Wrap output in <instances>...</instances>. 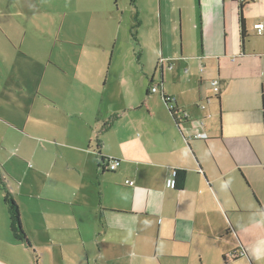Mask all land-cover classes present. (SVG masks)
I'll use <instances>...</instances> for the list:
<instances>
[{
  "label": "crops",
  "instance_id": "crops-1",
  "mask_svg": "<svg viewBox=\"0 0 264 264\" xmlns=\"http://www.w3.org/2000/svg\"><path fill=\"white\" fill-rule=\"evenodd\" d=\"M137 9L139 47L146 52L158 42L166 59L186 68L190 78L177 83L191 93L167 89L163 60L160 91L145 102L132 81L115 102L103 86L105 47L98 60L71 70L49 61L20 66L40 79L28 84L16 73L29 106L24 121L0 114L14 129L0 137V179L31 246L15 238L8 210L0 264H264L257 236V229L264 234V32L254 27L264 23V0H149ZM213 79L219 98L207 87ZM162 91L174 98L177 117L157 95ZM113 115L119 117L101 136L100 154L117 167L103 172L96 133ZM199 133L206 137L195 138ZM176 169L186 170L182 189L174 187ZM21 173L34 189L17 196Z\"/></svg>",
  "mask_w": 264,
  "mask_h": 264
},
{
  "label": "rangeland",
  "instance_id": "rangeland-1",
  "mask_svg": "<svg viewBox=\"0 0 264 264\" xmlns=\"http://www.w3.org/2000/svg\"><path fill=\"white\" fill-rule=\"evenodd\" d=\"M148 1L0 0V114L10 117L16 115L23 121L26 119L24 108L29 106L27 98L29 91H23L21 85L16 84V73L28 84L40 78L35 77L31 72H19L20 66L40 67L45 66L49 61L52 64L60 62L67 70H71L82 60H98L99 50L104 51V47L107 52L101 53L104 82L102 83L103 86L107 85L108 95H112L115 102L119 103L122 98L121 87L132 81L139 89H144V95L147 78L151 77L154 71L156 75L153 84H158L161 66L157 65V62L160 59L165 60L163 78L167 89L171 92H179L182 97L189 95L190 87L186 88L185 92L177 83L180 80L185 83L190 78L183 76L186 74V68L184 70L176 68L174 61L166 59L169 55L163 53L158 42L146 52L141 44L139 47L133 42L134 32H137V39L140 42L136 21L137 7L146 5ZM194 1L198 3V0ZM109 7L112 10L111 15L108 12ZM179 17L177 13L176 18ZM179 36L178 33L176 40L178 55L181 42L180 40L178 42ZM194 45L197 46L196 41ZM197 48L201 51L200 35ZM141 49L142 54L139 60L138 55ZM41 59L44 60L41 61ZM140 63L143 68L140 67ZM202 68L199 64L198 75L203 74L200 71ZM141 69H143L142 72ZM207 82V87L211 90L210 81ZM160 94L161 92L157 95L160 96ZM11 125L15 127L14 124ZM13 135L14 129L7 128L0 122V137L7 139L8 136ZM19 170L22 172V169ZM261 176V171L253 170V177L262 185ZM31 182V179H24L21 173L15 183L16 195L30 193L34 189L33 185L31 187ZM0 183L2 185H0V229L7 230L5 228L9 227L8 207L4 204V198L5 195L11 196L12 192L1 179ZM258 230L257 236L264 240V234ZM253 236L254 232L251 229V237ZM19 262L28 264L24 258ZM29 264L36 263L33 260Z\"/></svg>",
  "mask_w": 264,
  "mask_h": 264
},
{
  "label": "trees",
  "instance_id": "trees-1",
  "mask_svg": "<svg viewBox=\"0 0 264 264\" xmlns=\"http://www.w3.org/2000/svg\"><path fill=\"white\" fill-rule=\"evenodd\" d=\"M135 1V0H134ZM252 1V0H250ZM248 3V2H247ZM239 22H240V34L242 36V39L246 37V28H245V22H244V17L242 13L239 15ZM132 39L135 45L139 46V41L137 39V32H134L132 34ZM158 65H162L160 60L158 62ZM153 83V76L148 78L147 80V89L145 93V102L148 96L151 94L150 89L152 87ZM162 86V84H161ZM221 92V90H220ZM219 92V93H220ZM217 94L216 97L219 98L220 94ZM162 99L165 102V104L168 106L170 112L174 117H177V113H179L178 108L175 105V100L173 97L166 95L165 93H161ZM209 100V99H208ZM145 102L143 103L145 105ZM119 115H113L110 117L107 121L103 123L102 128L96 133V139H97V152L99 153L98 159H99V167L102 169L103 172L107 171V167L109 163L112 161L111 159H108L106 157L101 156L100 154V149L102 147V141H101V136L107 132L111 126L117 121ZM186 181V170L184 169H176L174 173V187L176 189H182L185 185ZM1 185V183H0ZM2 186V185H1ZM5 203L8 205V210H9V215H10V224H11V230L12 233L14 234L15 238L22 241L26 246H31L30 241L28 240L22 224L20 220V211L17 203L14 201V199L10 195H5ZM238 254L234 252L232 254V257H236Z\"/></svg>",
  "mask_w": 264,
  "mask_h": 264
},
{
  "label": "built area",
  "instance_id": "built-area-1",
  "mask_svg": "<svg viewBox=\"0 0 264 264\" xmlns=\"http://www.w3.org/2000/svg\"><path fill=\"white\" fill-rule=\"evenodd\" d=\"M240 4H245L249 2L250 0H236ZM257 34L261 35L264 32V23H257L254 25ZM161 64L163 63V59L160 61ZM210 85L212 87V90L215 94H218L220 92V81L218 79H213L210 81ZM160 91V89L156 85H152L150 92L155 93ZM195 138H205L206 135L199 133L194 136ZM117 167L116 161H111L108 165V168L112 171H114ZM129 185H133V181H127Z\"/></svg>",
  "mask_w": 264,
  "mask_h": 264
},
{
  "label": "water",
  "instance_id": "water-1",
  "mask_svg": "<svg viewBox=\"0 0 264 264\" xmlns=\"http://www.w3.org/2000/svg\"><path fill=\"white\" fill-rule=\"evenodd\" d=\"M236 1V0H235ZM178 125H179V123H178Z\"/></svg>",
  "mask_w": 264,
  "mask_h": 264
}]
</instances>
